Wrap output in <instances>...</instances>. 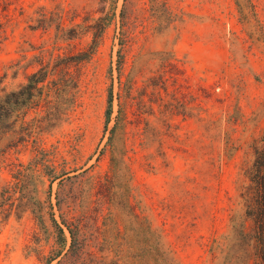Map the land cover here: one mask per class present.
<instances>
[{"label":"rangeland","instance_id":"1","mask_svg":"<svg viewBox=\"0 0 264 264\" xmlns=\"http://www.w3.org/2000/svg\"><path fill=\"white\" fill-rule=\"evenodd\" d=\"M106 15L93 48L87 25ZM82 52L61 91L20 96L48 62ZM3 90L0 264H44L53 216L117 264H256L239 238L227 256L213 245L243 211L264 131V0H0Z\"/></svg>","mask_w":264,"mask_h":264},{"label":"trees","instance_id":"2","mask_svg":"<svg viewBox=\"0 0 264 264\" xmlns=\"http://www.w3.org/2000/svg\"><path fill=\"white\" fill-rule=\"evenodd\" d=\"M108 16L99 18L92 24L87 25L89 30L93 31L94 40L93 48L98 43L99 38L105 32L108 24ZM125 24L122 23L120 41L122 47L126 40ZM118 66L122 61L121 49L119 50ZM89 52H82L78 55H72L67 57H58L54 61L48 62L41 70L33 73L29 78V83L24 88V91L20 93V96L24 93H30L34 95L36 91L41 93L46 91V96L56 90L61 91L62 86L59 84L62 81H68V77L71 76V66L81 64L88 56ZM120 68V67H119ZM61 75L59 79H48L50 75ZM61 88V89H60ZM18 97L14 104H20L21 97ZM112 91L109 95V106L112 104ZM34 105L38 104V101L31 100ZM108 109L107 116L110 119L111 112ZM11 115V99L9 93L4 92L0 95V139L2 140L8 134V124ZM253 158L244 169V180L241 185L240 192V204L242 205V213H235L232 216V230L223 239H215L213 250L219 252L221 255H228L230 249L234 247V241L240 239L247 248L253 247L254 256H256V264H264V131L259 138L255 140L252 145ZM38 154L43 153V149H38ZM41 164V158L39 156L32 161L29 165L17 164L18 167L15 171V181L12 183L13 187H19L26 185L28 181L29 172L36 170L37 166ZM46 165V164H45ZM60 176H55L54 179ZM10 194L3 193L4 210L6 208V201ZM62 208V205H60ZM34 211L38 213L37 207ZM37 218L41 221L42 215L36 214ZM55 227V242L53 248L47 256H44V264H52L55 260V264H117L116 261L108 260L102 255H98L93 251L87 250L84 243L79 238V226L75 220L62 219L61 222L57 221L54 216L52 217ZM248 223H250L248 225ZM250 228L248 230L247 228Z\"/></svg>","mask_w":264,"mask_h":264}]
</instances>
